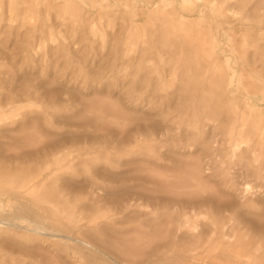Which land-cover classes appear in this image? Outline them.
I'll list each match as a JSON object with an SVG mask.
<instances>
[{"label":"rangeland","instance_id":"374dc122","mask_svg":"<svg viewBox=\"0 0 264 264\" xmlns=\"http://www.w3.org/2000/svg\"><path fill=\"white\" fill-rule=\"evenodd\" d=\"M0 264H264V0H0Z\"/></svg>","mask_w":264,"mask_h":264},{"label":"bare ground","instance_id":"6f19581e","mask_svg":"<svg viewBox=\"0 0 264 264\" xmlns=\"http://www.w3.org/2000/svg\"><path fill=\"white\" fill-rule=\"evenodd\" d=\"M39 231V230H38ZM61 236V235H60ZM260 244V243H259ZM257 245V244H256ZM255 249V248H254ZM260 251V250H259ZM261 252V251H260Z\"/></svg>","mask_w":264,"mask_h":264}]
</instances>
